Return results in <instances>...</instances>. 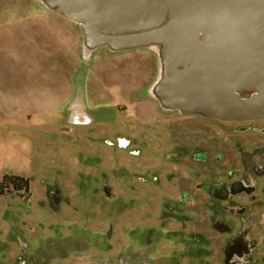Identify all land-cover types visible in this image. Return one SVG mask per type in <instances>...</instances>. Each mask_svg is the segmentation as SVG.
Returning <instances> with one entry per match:
<instances>
[{
	"label": "flooded vegetation",
	"instance_id": "flooded-vegetation-1",
	"mask_svg": "<svg viewBox=\"0 0 264 264\" xmlns=\"http://www.w3.org/2000/svg\"><path fill=\"white\" fill-rule=\"evenodd\" d=\"M151 46L157 50L161 47ZM151 96L160 102L157 87ZM160 105L163 110L148 122L150 131L125 121L120 130L112 123L111 132L104 138L92 131L77 133L81 144L89 142L94 148V142L102 140L107 146L95 151L89 148L88 155L82 156L86 164L74 170L77 176L93 178L92 194L79 198L91 204L74 219L86 232H78L74 239L73 231L71 241L36 245L39 240L23 233H37L43 223L27 228L26 221L23 233L16 228L9 231L8 240L16 243L20 252L15 264H66L64 255L74 243L78 251H91L74 264H264V119L225 121L206 111L187 113ZM84 111L85 107L74 108L77 127L94 124L95 120L87 123L91 117ZM179 120L188 125L178 129L189 131H169L176 129L174 123ZM207 120L219 125L255 122L262 128V136L240 138L237 130L236 140L244 147L234 159L228 138L217 136L207 142L205 131L195 132L198 124ZM99 160L104 161L103 175L96 171ZM112 171L119 175L113 176ZM32 180L35 178L6 174L0 180V195L12 189L23 194L27 202L37 195L42 207L58 212L68 203L74 218V185L69 196L61 182L44 181L37 194ZM144 188H149L146 192L150 194L142 195ZM126 192L133 197H127ZM152 196L158 198V208L153 207L157 211L143 219L140 204L154 203ZM101 200L103 207H95ZM133 207L136 216L129 221L126 209ZM0 246L4 251L0 264H6L9 247L2 242Z\"/></svg>",
	"mask_w": 264,
	"mask_h": 264
},
{
	"label": "water",
	"instance_id": "water-1",
	"mask_svg": "<svg viewBox=\"0 0 264 264\" xmlns=\"http://www.w3.org/2000/svg\"><path fill=\"white\" fill-rule=\"evenodd\" d=\"M44 1L81 24L91 47L162 45L167 77L157 91L165 106L264 119V0ZM75 113L70 124L79 122Z\"/></svg>",
	"mask_w": 264,
	"mask_h": 264
},
{
	"label": "rangeland",
	"instance_id": "rangeland-1",
	"mask_svg": "<svg viewBox=\"0 0 264 264\" xmlns=\"http://www.w3.org/2000/svg\"><path fill=\"white\" fill-rule=\"evenodd\" d=\"M117 50H121L120 55L115 60H108L103 72L106 77L105 86L110 85L112 80L116 83L124 81V87L121 89L122 103L119 106L114 105V99L112 98L93 106L87 102L88 107L84 113L91 117L87 120V123L95 120L90 127H77L68 123L63 125L65 128L62 129L59 127L64 121H59L55 116L50 115L45 125L30 124L29 127L22 126L16 129L14 125L9 123H0V180L6 174H18L32 179L35 178V181H32L37 194L41 192L40 189L44 188V186L42 188L44 181L45 183L59 181L65 186L64 193L69 196L72 194V186L74 185L75 195L73 218V210L68 203L63 204L62 212L52 211L45 206H41L40 196L37 199L36 195L27 202L20 192L5 189L4 194L0 195V242L9 247L5 252L7 254V259H4L6 264H15L14 261L17 262L20 255V252L16 250L17 244L8 240L9 231L11 228H16L20 233H23L26 221L29 222L27 228L30 225H37L38 227L39 223H43V226L39 224L37 233L32 231L23 233L39 240L36 245L39 242L48 243L49 245L52 241H71L73 231L74 239H76L78 232H82V234L86 232V229L83 230L80 223H75L74 219H76L75 217L80 218L85 208L91 204H85L79 198L80 195L92 194L94 190L92 188L93 178L89 175L77 176L74 170L86 164L82 156L88 155L89 148L95 151L99 148H107V146L104 145L102 140L95 141L94 148L89 142L81 144L77 140L79 133L92 131L96 137L104 138L111 132L112 123H116L115 130H120L125 121H133L138 129L150 131V129H147L149 128L148 122L154 121L155 115L160 114L163 110L160 105H164L162 100L160 99V102H158L151 96L153 87H157L167 77L162 54L163 46L161 45L158 50L154 46ZM113 63H115V67H109ZM6 80H10V77ZM112 94L113 91H110V95ZM242 94H247V92H240L241 96ZM242 97L247 98L246 96ZM45 119H47V116ZM186 124L188 125L185 120L175 121L174 126L176 129H170L169 131H189L187 128L178 129L179 126L186 127ZM198 125L200 127L197 126L195 132L205 131L207 142L208 139L212 140L217 136H220L221 139L228 138L226 141L229 142V153L232 154L229 155L234 159L238 158V149L244 147L241 141L236 140L235 133L237 130H240L238 131L240 138H248L250 134L262 136L261 133L263 132L262 128L257 127L258 123L255 122H243V124L222 122L219 125L216 121L207 120L204 124ZM203 125H205V129L202 128ZM243 129H246L243 131L246 132L245 135L241 134ZM136 131L139 132V130ZM119 134L123 133H116L115 135ZM92 163L94 164L95 161H92ZM103 164L104 161L99 160L98 166L95 165L96 171H100L101 174L105 170ZM111 173L113 176L119 175L117 171ZM146 191H149V188H144L142 195L150 194ZM126 194L127 197H133L131 193L126 192ZM158 197H160L159 192ZM157 200L158 198L152 196L154 203L148 204L143 201L140 204L144 213L143 219L149 218L157 211L153 210V207L158 208ZM86 201L89 203L88 200ZM91 202L93 203L92 199ZM102 203V200L96 202L95 207L102 208ZM77 208L79 209L77 210ZM97 211H100V209ZM126 214L127 220H133L136 216L134 207L126 209ZM2 248L3 246H0V260L3 258L4 253ZM78 250V245L74 243L72 249L64 255V260L62 258L63 262L74 264L75 261L85 259L86 254L91 252Z\"/></svg>",
	"mask_w": 264,
	"mask_h": 264
},
{
	"label": "crops",
	"instance_id": "crops-1",
	"mask_svg": "<svg viewBox=\"0 0 264 264\" xmlns=\"http://www.w3.org/2000/svg\"><path fill=\"white\" fill-rule=\"evenodd\" d=\"M120 51L89 46L82 25L44 0H0V123L45 125L50 115L63 129L78 104L119 106L124 81L105 86L103 71Z\"/></svg>",
	"mask_w": 264,
	"mask_h": 264
}]
</instances>
